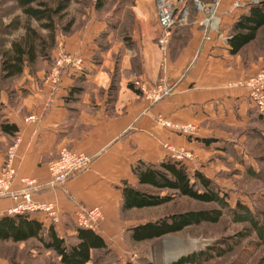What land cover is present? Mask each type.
<instances>
[{
	"label": "crops",
	"instance_id": "0c3cea01",
	"mask_svg": "<svg viewBox=\"0 0 264 264\" xmlns=\"http://www.w3.org/2000/svg\"><path fill=\"white\" fill-rule=\"evenodd\" d=\"M233 1H223L222 36L211 33L205 39L195 21L175 34L171 47L190 36H194V40L191 46L177 51V57L169 63L166 72L161 68L157 46L156 0H149L146 8L136 9L139 28L136 27L133 34L134 48H126L121 41L113 40V32L107 34L110 21H98L94 16L85 32L65 41L58 39L57 43L62 42L68 53L85 59V75L63 74L60 84L54 87L47 80L51 71L48 64L40 66L35 73L26 66L23 75L16 77L22 78L21 82L13 84L9 93L1 92V121L16 125L19 132L16 138L0 136V174L8 149L17 138V177L12 187L15 192L24 188V178L47 185L51 179L48 165L58 158L63 148L85 152L93 158L88 170L72 178L64 191L48 188L35 191L34 201L55 203L62 214V224L68 222L73 228L77 227L74 222L77 206L101 208L105 221L100 234L110 246V225L117 222L121 189L124 182L137 184L132 169L138 161L155 163L167 159L170 156L164 146L171 145L179 152L192 155L191 159L179 161L191 173H203L193 162V149L221 151L231 145L239 154L243 147L236 145L238 141L223 128L247 126L254 112L264 117L250 103L249 90L239 85L263 69L264 63L258 71L238 74L236 80L241 81L235 82L234 88H227L224 73L218 72L233 60L228 39L235 21L246 12L229 15ZM104 34H107L105 41L101 39ZM103 41L109 46L104 51L99 47ZM80 77L85 80L78 81ZM162 78L177 82L178 89L175 95L154 106L133 87L136 80L152 86ZM113 83L116 89L111 91ZM75 89L78 92L69 96ZM31 116L36 120L27 122ZM159 116L194 125L195 136L189 138L160 127ZM203 141H211V144ZM13 206L12 199L0 198V218ZM31 217L47 229L53 226L42 213ZM62 229L61 223L55 226L60 238L65 236Z\"/></svg>",
	"mask_w": 264,
	"mask_h": 264
},
{
	"label": "rangeland",
	"instance_id": "374dc122",
	"mask_svg": "<svg viewBox=\"0 0 264 264\" xmlns=\"http://www.w3.org/2000/svg\"><path fill=\"white\" fill-rule=\"evenodd\" d=\"M40 1L54 11L64 9L55 17L56 39L61 41L85 32L93 16L98 21L109 20L113 25L111 30L114 35L113 40L120 41L121 32H132L133 35L137 30L136 27L139 28L136 9L146 8V4L149 3V0ZM255 2L264 4V0ZM47 23V21L39 23L29 20L17 5V0H0V64L2 55L12 50L15 42H21L27 36V28L35 31L49 44L50 32L43 27ZM193 40L194 36H190L174 43L171 47L170 62L177 57L179 49L183 50L191 46ZM232 59L230 63L224 64L222 71H218L220 74L224 73L227 88H234V83L241 81L236 80L238 74L252 73L264 63V29L253 44ZM39 68L40 65H35L30 67V71L35 73ZM21 80L22 78L5 81L0 79V89L9 93L13 84ZM253 128L252 125L223 128L231 138L238 141L236 145L243 147L238 154L241 156L240 160H235L229 152L219 150L193 149L192 151L195 166L218 187L226 206L202 204L190 199L178 198L159 208L133 212H121L119 209L117 222L114 223L115 225H110L112 230L110 247L114 256L97 255L95 262L91 264H126L127 262L173 264L182 257L204 249H208L213 256L211 261L204 264H259L264 257V143L258 139ZM128 183L136 186L135 182ZM80 207L77 206V210ZM198 211H221L222 217L217 224L192 226L179 234L138 244L132 241L127 231L128 227L139 223ZM59 215L62 231L65 233L64 238L72 242L76 234L74 228L68 222L62 224L60 211ZM104 221L99 226L100 232L103 231ZM218 249L223 253L221 257L218 256ZM0 264L60 263L53 253L46 251L38 242L32 241L18 245L0 243Z\"/></svg>",
	"mask_w": 264,
	"mask_h": 264
},
{
	"label": "trees",
	"instance_id": "16d2710c",
	"mask_svg": "<svg viewBox=\"0 0 264 264\" xmlns=\"http://www.w3.org/2000/svg\"><path fill=\"white\" fill-rule=\"evenodd\" d=\"M17 5L29 20L39 23L48 22L43 27L50 32V43H46V40L39 37L35 31L27 28V36L21 42H15L12 50L4 53L1 57L0 79L3 81L20 77L23 75L26 66H42L46 63L52 68L55 62L53 57V52L57 46L55 17L64 9L54 11L40 0H17ZM195 19L196 13L192 11L190 23ZM112 29L113 25L109 22L110 31L108 30L107 34L113 32ZM263 29L264 4L251 6L237 18L231 28L228 39L230 55L238 56L242 53L246 47L257 40ZM107 34L102 35L101 39H106ZM120 34L122 36L120 41L126 48L136 47L132 32L124 33L123 31ZM99 47L102 51L109 48V46H105L104 41L99 43ZM84 80L81 77L78 79V81ZM115 89L113 83L111 91ZM1 92L2 89H0V94ZM77 92V89L71 90L69 96H73ZM1 118L2 115L0 114V136L16 138L19 129L8 121H1ZM248 125L254 127L253 130L258 139L264 143V117L257 112L251 113V120ZM203 142L206 145L211 144V141ZM230 146L221 149V152H229L235 160H240L241 156L233 151ZM248 167L250 168V166ZM132 173L137 179V184L132 186L128 182L123 183L121 212L159 208L178 198H186L202 204L226 206L218 187L211 179L198 171L191 173L183 162L176 161L171 157L155 163L140 160L133 167ZM221 217V211L187 212L139 223L129 227L127 231L132 241L138 244L176 235L192 226H200L206 223L217 224ZM74 231L75 237L72 238V242H68L66 238L59 237L55 231V225L47 229L43 223L33 219L31 215H5L0 218V243L18 245L32 241L38 242L46 251L53 253L60 264H91L95 262L97 255L109 254L111 257L114 256L111 247L100 232L78 227H75ZM217 251L218 256L221 257L223 253L220 252V249ZM212 259L213 256L208 249H204L182 257L173 264H204ZM126 264H131V262ZM259 264H264V257L261 258Z\"/></svg>",
	"mask_w": 264,
	"mask_h": 264
},
{
	"label": "built area",
	"instance_id": "2783aa9c",
	"mask_svg": "<svg viewBox=\"0 0 264 264\" xmlns=\"http://www.w3.org/2000/svg\"><path fill=\"white\" fill-rule=\"evenodd\" d=\"M224 0H156V15L159 27L157 46L161 55V68L167 71L170 63V51L175 34L188 27L192 11L196 13L195 22L204 33V38H209L211 33H220L222 28L221 9ZM248 1V2H247ZM256 1V0H255ZM254 0H234L230 5L229 15H237L240 11H247L251 6H256ZM222 36V35H221ZM55 62L47 78L55 87L60 84L63 74L71 76H83L86 72V61L83 57L68 53L62 42H58L55 52ZM134 88L140 92L144 100L154 106L172 97L178 89L177 82L168 81L166 78L149 86L141 80L133 82ZM249 90L250 103L264 115V68L244 83L239 84ZM31 116L26 121H35ZM157 123L160 127L173 133L193 137L196 127L192 124L174 122L163 116H159ZM19 144V138L8 149L5 166L0 174V198H10L14 206L8 211V216L33 215L42 213L55 226L60 224L58 206L55 203H38L34 201V192L40 189H58L64 191L66 184L77 175L88 170L93 158L85 152L63 148L57 159L48 165L50 182L47 185H38L37 181L29 178L22 179V191L15 192L12 187L17 177L15 167V153ZM164 148L169 156L176 161L191 159L192 155L179 152L171 145ZM80 206V205H79ZM105 220L101 208H87L81 206L74 213V222L78 228L100 232L99 226Z\"/></svg>",
	"mask_w": 264,
	"mask_h": 264
}]
</instances>
